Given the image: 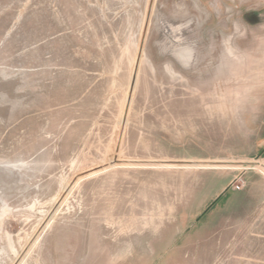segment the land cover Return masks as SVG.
<instances>
[{
	"label": "rangeland",
	"instance_id": "1",
	"mask_svg": "<svg viewBox=\"0 0 264 264\" xmlns=\"http://www.w3.org/2000/svg\"><path fill=\"white\" fill-rule=\"evenodd\" d=\"M0 264H264V0H0Z\"/></svg>",
	"mask_w": 264,
	"mask_h": 264
},
{
	"label": "built area",
	"instance_id": "2",
	"mask_svg": "<svg viewBox=\"0 0 264 264\" xmlns=\"http://www.w3.org/2000/svg\"><path fill=\"white\" fill-rule=\"evenodd\" d=\"M235 187L237 188V189H240V185L239 184H237V185H235Z\"/></svg>",
	"mask_w": 264,
	"mask_h": 264
}]
</instances>
